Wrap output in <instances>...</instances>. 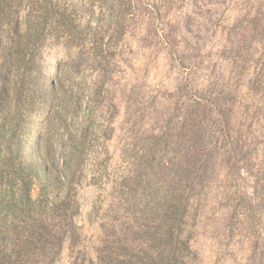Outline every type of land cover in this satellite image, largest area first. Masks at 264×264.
I'll return each mask as SVG.
<instances>
[{
  "label": "rangeland",
  "instance_id": "374dc122",
  "mask_svg": "<svg viewBox=\"0 0 264 264\" xmlns=\"http://www.w3.org/2000/svg\"><path fill=\"white\" fill-rule=\"evenodd\" d=\"M4 56L45 263L264 264V0H0Z\"/></svg>",
  "mask_w": 264,
  "mask_h": 264
},
{
  "label": "trees",
  "instance_id": "16d2710c",
  "mask_svg": "<svg viewBox=\"0 0 264 264\" xmlns=\"http://www.w3.org/2000/svg\"><path fill=\"white\" fill-rule=\"evenodd\" d=\"M4 50L9 56L19 55L15 47ZM11 63L10 59L5 61L4 56L0 64V264H51L53 259L45 263L46 252L54 248L52 241L55 239L57 255L62 238L50 224L49 213L52 214V210L42 200L33 199V179L24 174V171L34 168L45 177L44 159L34 155L32 161L22 167L19 157L20 145L15 128L20 121L21 81L18 74L22 75L24 64L19 60L15 65ZM14 68L17 75L12 78ZM11 78L16 80L14 87ZM54 89L52 87L48 94L49 101L53 99ZM17 195L18 200L15 198Z\"/></svg>",
  "mask_w": 264,
  "mask_h": 264
}]
</instances>
